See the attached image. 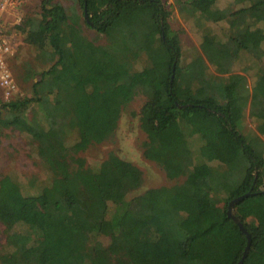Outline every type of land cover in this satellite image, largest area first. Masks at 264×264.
<instances>
[{
	"label": "trees",
	"instance_id": "trees-1",
	"mask_svg": "<svg viewBox=\"0 0 264 264\" xmlns=\"http://www.w3.org/2000/svg\"><path fill=\"white\" fill-rule=\"evenodd\" d=\"M216 1L189 0V13L229 19L230 34L223 41L206 29L188 62L162 0H78L81 13L43 0L39 17L25 16L19 29L47 67L29 96L0 99V143L6 128L27 133L51 178L29 180L33 194L1 178L0 221L12 248L0 252L3 264H238L247 233L243 264H264V141L243 131L249 103L264 112V71L252 98L244 75L224 79L205 61L228 74L234 51L264 50L253 38L264 33L254 29L264 23V0H235L238 9ZM85 26L106 42L90 39ZM142 55L147 64L137 68ZM141 92L146 155L184 179L129 197L141 185L134 164L112 154L93 167L79 154L110 139ZM259 127L264 134V118ZM247 193L232 210L245 233L228 210Z\"/></svg>",
	"mask_w": 264,
	"mask_h": 264
},
{
	"label": "rangeland",
	"instance_id": "rangeland-1",
	"mask_svg": "<svg viewBox=\"0 0 264 264\" xmlns=\"http://www.w3.org/2000/svg\"><path fill=\"white\" fill-rule=\"evenodd\" d=\"M43 0H31L26 7V15L32 17H39L41 12V5ZM62 3L69 13L77 11L82 12L78 0H54ZM170 10L169 23L171 28L181 38L183 47V62L190 61L198 53H201V43L203 34L206 29L214 32L218 39L226 41L230 34L229 19L222 21L206 20L199 14L192 15L189 13V0H162ZM243 4H238L235 0H217L216 7L219 8H233L238 9ZM257 27V28H256ZM254 29L262 28L264 31V23H259ZM86 34L90 39L97 43H105L107 35L98 32L97 30L85 26ZM24 34L21 33V43L19 52L10 61L13 72L17 81L19 82L20 91L19 96H29L33 84L39 77L41 71L47 67V63L43 64L38 61V52L35 47L28 44L24 40ZM252 37V36H251ZM257 40L256 47L259 46L260 41L264 40V33L257 32L253 35ZM235 62L232 65L231 71L228 74L219 73L217 67L213 65L207 58L205 59L209 72L214 75H219L224 79L231 73H239L245 76L246 86L250 96L253 98L256 85L260 80V75L264 71V50L259 52H251L246 50L234 51ZM147 64L145 55H142L138 62L137 68H142ZM32 69L35 72L31 77L26 78L25 68ZM0 99L2 97V90L0 89ZM146 95L144 93L137 94L133 100L126 104L119 119L118 127L114 135L102 142L90 145L85 151L79 155L87 160L89 166L97 167L98 163L107 159L114 154L119 159L126 160L134 164L141 172V185L139 188L133 190L129 197L142 194L144 191L154 187L172 186L183 181L184 177L170 178L167 176L163 168L152 158L146 155L144 142L146 140V133L140 126V111L146 102ZM256 101H260L257 99ZM259 105V102H258ZM260 106V105H259ZM257 109V108H256ZM259 109V108H258ZM264 118V112H255L251 103L245 110L243 118L244 128L247 134H255L264 141V134L259 132V123ZM74 137V135H73ZM8 175L18 181L26 193H36V190L31 187L29 180L35 179L40 182H47L51 178L50 171L39 163L35 142L31 137L25 133L15 130L13 128H6L3 130L0 143V180L3 176ZM261 188H264L262 186ZM225 194L222 192L215 195V199L219 205L223 206ZM20 230L24 227L19 226ZM7 232L5 225L0 221V252L12 255V248L6 246ZM105 243H108V238H103ZM0 264H3L0 260Z\"/></svg>",
	"mask_w": 264,
	"mask_h": 264
},
{
	"label": "built area",
	"instance_id": "built-area-1",
	"mask_svg": "<svg viewBox=\"0 0 264 264\" xmlns=\"http://www.w3.org/2000/svg\"><path fill=\"white\" fill-rule=\"evenodd\" d=\"M31 0H0V89L9 101L20 91L10 61L19 52L22 41L19 27L26 16Z\"/></svg>",
	"mask_w": 264,
	"mask_h": 264
},
{
	"label": "water",
	"instance_id": "water-1",
	"mask_svg": "<svg viewBox=\"0 0 264 264\" xmlns=\"http://www.w3.org/2000/svg\"><path fill=\"white\" fill-rule=\"evenodd\" d=\"M86 17H88V14L87 13H86ZM246 195H248V193L245 194V195H243V196L237 197L236 199H234L233 201H231L230 204H229V210H228L229 214L232 215L234 217V219L240 224L241 229L245 233H247V230L245 229V227L243 226V224H241V221L233 214L232 210H233L234 204L237 203L238 201L242 200ZM247 236L249 238V243H248V246L246 248V251H245L242 259L239 261L238 264H243V261H244L246 255H247L248 249H249L250 244H251V239H250V236H249L248 233H247Z\"/></svg>",
	"mask_w": 264,
	"mask_h": 264
}]
</instances>
